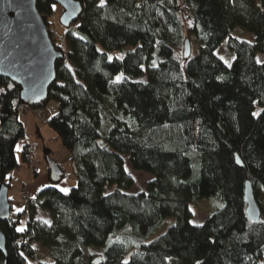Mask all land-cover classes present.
<instances>
[{
	"label": "trees",
	"instance_id": "obj_1",
	"mask_svg": "<svg viewBox=\"0 0 264 264\" xmlns=\"http://www.w3.org/2000/svg\"><path fill=\"white\" fill-rule=\"evenodd\" d=\"M78 1L80 19L55 45L63 59L50 97L32 107L54 108L48 125L71 154L77 182L68 194L42 190L24 215L11 211L0 223L9 264H264L256 194L264 191V0ZM56 6L37 3L48 28ZM237 27L254 41L234 37ZM186 40L200 45L188 59ZM225 45L231 66L218 55ZM0 89V180L10 187L26 132L22 88L0 77ZM125 156L154 178L145 193L126 192L135 179ZM58 170L54 183L66 176ZM247 181L261 206L255 223L246 215ZM210 197L220 210L194 225L190 206ZM39 209L51 214L49 225L36 218ZM170 217L176 223L146 243Z\"/></svg>",
	"mask_w": 264,
	"mask_h": 264
},
{
	"label": "water",
	"instance_id": "obj_2",
	"mask_svg": "<svg viewBox=\"0 0 264 264\" xmlns=\"http://www.w3.org/2000/svg\"><path fill=\"white\" fill-rule=\"evenodd\" d=\"M39 0H0V77L22 88V102L27 106L40 105L50 97L49 90L57 79L56 64L63 53L55 46L48 27L37 9ZM64 9L60 24L71 27L83 13L78 0H49ZM184 57H191L192 45L186 40ZM103 145V141H101ZM240 165L243 162L237 157ZM58 169V168H57ZM246 215L255 223L261 220L252 183L246 182ZM10 187L0 180V223L11 218ZM7 240L0 227V251L9 264Z\"/></svg>",
	"mask_w": 264,
	"mask_h": 264
},
{
	"label": "crops",
	"instance_id": "obj_3",
	"mask_svg": "<svg viewBox=\"0 0 264 264\" xmlns=\"http://www.w3.org/2000/svg\"><path fill=\"white\" fill-rule=\"evenodd\" d=\"M46 111L48 110L46 109ZM54 113L55 110L52 107V111L49 110V115L46 114V116L50 119ZM22 121L26 132L23 139L24 141L20 143L19 153L17 154L19 166L14 171L9 181L10 192L13 187H16V189H18L16 194L23 189H27L29 193L34 195L50 186H56L58 190L68 194L69 189L77 182L72 168L73 162L71 154L63 147L57 133H55L49 125L43 126L41 124L40 117H38L35 113L31 112L23 116ZM27 145H32L37 149L36 158L40 161V166L35 172L36 174L29 170L28 164L24 160L23 153ZM54 165L66 173V176L58 180V183H54V181H52V172L59 171L58 169H54L56 167ZM62 189H68V191L64 192ZM11 200L12 214L24 215L28 209V205L24 204L19 197L16 199L15 197H11ZM15 207L16 211L14 210ZM36 215L37 219H41L44 222L47 221L48 225L52 221V217L47 211L39 209ZM25 227L26 216H22L19 220V224L17 225V229H22L21 231H23Z\"/></svg>",
	"mask_w": 264,
	"mask_h": 264
},
{
	"label": "rangeland",
	"instance_id": "obj_4",
	"mask_svg": "<svg viewBox=\"0 0 264 264\" xmlns=\"http://www.w3.org/2000/svg\"><path fill=\"white\" fill-rule=\"evenodd\" d=\"M56 8V11H57V14L54 15L53 17H51V26L54 28V30H56V33L59 35V37L63 36V26H61L60 24V17L62 16V9L59 8V7H55ZM232 35L236 38H238L239 40L241 41H244V42H253L254 41V35L249 33V32H245L244 30H242L241 28L237 27L235 28V30L232 32ZM61 44H64L61 43ZM60 44V45H61ZM199 43L198 42H194V47L192 46V51L194 49V52L193 54H196L198 49H199V46L198 45ZM64 47V46H63ZM65 48V47H64ZM97 49L101 52V53H104L105 52V49H103V47L100 45V44H97ZM133 48H131L130 46H128V48L126 49V51L124 52H121V51H117V52H109V57H111V59L113 58H116L117 56L120 57L121 55L123 54H126L129 50H132ZM218 55H220V57L225 61V63L227 65H230L231 66V63L233 62L234 58H235V54H233L232 52H230L226 45L224 47H222L219 51H218ZM264 59V56H259V60L262 61ZM118 77H120L119 80H117V77H116V81H121L123 80L124 76L123 74H119ZM142 80V79H140ZM145 80V79H143ZM142 80V81H143ZM47 109V108H46ZM46 109L43 110V117H46L48 119V117L46 116V114L49 115V111H46ZM48 110V109H47ZM51 111H52V107H51ZM34 112V110L30 111V113ZM29 114V113H28ZM36 114V113H35ZM27 115V114H26ZM21 118H23L21 116ZM41 121V119H40ZM41 124L43 126H45L42 121H41ZM21 144H19L18 148L20 147ZM126 157V167L127 169L129 170V174L132 176V178L135 179V185H134V188H133V191H126L127 193L129 194H133L135 195L136 193L137 194H140V193H145L147 188V184L152 181L154 178L149 175L148 173H143V172H140V171H136L134 169H132V167L130 166V162H129V156H125ZM37 159V158H36ZM38 161V159H37ZM28 164V163H27ZM39 166H40V161H39ZM28 167H29V170L33 173H35L31 167L29 166L28 164ZM39 168V167H38ZM72 168H73V164H72ZM36 174V173H35ZM13 175V174H12ZM11 175V177H12ZM51 187H54L56 188V186H51ZM18 189H16V187H13L12 188V191L9 193L11 195L12 198L15 197L16 198H20L21 199V191L17 192L16 194V191ZM117 190V186L116 185H113L112 187H108L107 188V193H113V191ZM256 194H258V198H259V202L261 204V206L264 208V191L260 188L256 189ZM18 196V197H16ZM10 197V198H11ZM22 201V200H21ZM190 208L192 209V212H193V220H192V223L194 225H197V226H201L202 224L205 223V221L208 219L209 216H211V214L215 213L216 211L220 210L221 206L217 203L216 199L215 198H205V199H202L197 205H191ZM14 210L16 211V207L14 208ZM51 215V214H50ZM176 223V219L174 217H170L168 218L167 222L161 227L158 229V231L151 235L150 237L147 238V240L145 241L146 243L148 242H151L155 239H157L160 235L166 233L169 229L170 226L174 225ZM118 235V234H117ZM119 235H121L119 233ZM117 237H112L111 239V243L115 242ZM124 242H128V243H131V241L129 239H126V240H123ZM132 244V243H131ZM89 251H94L95 250H100V252H104L103 249H97V248H93V247H86ZM40 252L42 253L41 255L43 256V251L40 250ZM100 258H102V255L98 254Z\"/></svg>",
	"mask_w": 264,
	"mask_h": 264
},
{
	"label": "built area",
	"instance_id": "obj_5",
	"mask_svg": "<svg viewBox=\"0 0 264 264\" xmlns=\"http://www.w3.org/2000/svg\"><path fill=\"white\" fill-rule=\"evenodd\" d=\"M50 36H51V40L54 41V43L56 44H61V43H65L64 37L61 36L59 37V35L56 33V30H54V28L52 26H50V28H48ZM19 111H20V115L23 117L26 114L30 113V111L34 110V112L36 113V115L38 117H40L42 123L45 125H48L49 123V119H47L46 117H43L44 113L42 109H32V107L27 106L26 104L22 103L21 106H19ZM26 155H25V161L29 164V166L31 167V169L36 172L38 170L39 167V161H37L36 159V154H37V149L36 147H33L32 145H27L26 148ZM73 170L76 173L77 170L75 169L74 165H73ZM21 200L24 204L29 205L30 202L34 201L37 199V197L39 196V194H31L28 192L27 189H23L21 191Z\"/></svg>",
	"mask_w": 264,
	"mask_h": 264
},
{
	"label": "snow or ice",
	"instance_id": "obj_6",
	"mask_svg": "<svg viewBox=\"0 0 264 264\" xmlns=\"http://www.w3.org/2000/svg\"><path fill=\"white\" fill-rule=\"evenodd\" d=\"M105 5V0H100V7H103ZM54 7V6H53ZM122 58V57H121ZM109 59H111V57H109ZM258 62H259V60H258ZM120 79V77H117V80H119ZM4 91V89H0V92H3ZM253 115H256V116H258V115H260V113H253ZM62 191H64V192H67L68 191V189H62ZM45 223H47V221H45ZM22 229H18V231H21Z\"/></svg>",
	"mask_w": 264,
	"mask_h": 264
}]
</instances>
